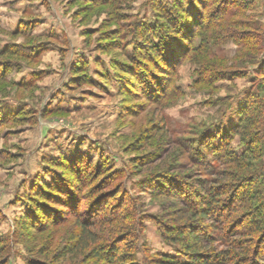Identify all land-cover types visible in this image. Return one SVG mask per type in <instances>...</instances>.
<instances>
[{"label": "rangeland", "instance_id": "1", "mask_svg": "<svg viewBox=\"0 0 264 264\" xmlns=\"http://www.w3.org/2000/svg\"><path fill=\"white\" fill-rule=\"evenodd\" d=\"M178 1L0 0V50L17 54H0V264L60 262L78 229L72 211L94 200L95 164L104 170L96 183L121 173L114 183L131 189L138 222L128 247L142 264L176 252L168 225L201 234L213 221L192 195L226 169L257 156L264 180V119H255L251 148L232 134L249 97L264 101V0L199 1L204 16L193 20L203 27L185 45L205 36L210 49L165 71L154 42ZM234 151H248L243 168L225 163Z\"/></svg>", "mask_w": 264, "mask_h": 264}, {"label": "trees", "instance_id": "2", "mask_svg": "<svg viewBox=\"0 0 264 264\" xmlns=\"http://www.w3.org/2000/svg\"><path fill=\"white\" fill-rule=\"evenodd\" d=\"M199 1L203 3L204 0H179L172 18L167 21L168 31L165 25L162 31L158 32V35L163 33V37L160 42L154 44L162 46L161 52L167 57L165 71L173 70L181 61V55H187L191 50L201 52L202 46L207 51L210 49V41L205 36L195 44L192 42L185 45L188 34L194 36L203 27L201 22L193 20L194 15L196 17L199 15V18L201 14L204 16L205 11L199 12ZM223 23H227L226 20ZM178 32L182 35L179 36ZM192 41H194L193 37ZM0 54L17 55L8 46L1 49ZM143 70L144 75H151L150 81L156 80L163 87L162 78L153 75L148 67H144ZM155 87L156 85L153 86L154 89ZM252 99L253 104L249 106ZM248 100L247 105L238 111L239 120L232 134L241 136L242 142L247 143L251 148L255 141L254 130L258 128L255 119L258 116L264 119V101L253 96ZM229 133L223 136L222 142V145L226 144L227 147L230 142L224 140ZM247 152L242 155H237L235 151L234 154L228 152L225 163L243 168V163L237 161L247 160ZM251 159L245 165V169L236 171L228 168L224 171L225 178L203 190V193L199 191L193 193L195 202L192 207L199 210L201 219H213L201 234H198L199 228L195 226L188 228L187 235V228L168 225L164 232L171 243L178 245L176 252L159 254L145 264H264V186L262 187L264 180H262V170L254 164L257 156ZM87 165L90 169L91 163ZM93 168L96 175L92 177L94 180L91 182L95 188L91 192L94 194V200L83 209L75 206L72 213L76 217L78 229L70 237L69 243L64 246L61 255L55 257V261H60L58 264H89L93 258H98L107 264H142L133 255V249L128 247L137 241L135 225L138 222L136 215L138 207L133 201L127 200L131 189L125 184L126 182L114 183V179H117L121 173L115 176L108 174V179L96 183V179L104 173V170L96 164ZM78 171L76 174L79 178ZM156 181H159L158 188L168 195L169 188L162 183L163 180ZM66 205L71 207L70 204ZM123 208H127L128 212L120 213ZM194 215L197 214L194 212ZM191 238L193 241L189 242ZM219 239L228 246L226 250L217 249ZM124 248L128 251V255L120 254V250Z\"/></svg>", "mask_w": 264, "mask_h": 264}]
</instances>
